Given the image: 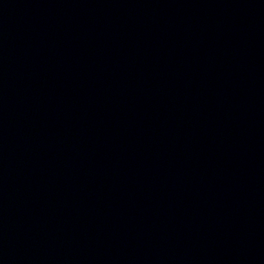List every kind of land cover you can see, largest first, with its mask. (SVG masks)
I'll use <instances>...</instances> for the list:
<instances>
[{
  "label": "water",
  "instance_id": "obj_1",
  "mask_svg": "<svg viewBox=\"0 0 264 264\" xmlns=\"http://www.w3.org/2000/svg\"><path fill=\"white\" fill-rule=\"evenodd\" d=\"M0 264H264V0H0Z\"/></svg>",
  "mask_w": 264,
  "mask_h": 264
}]
</instances>
